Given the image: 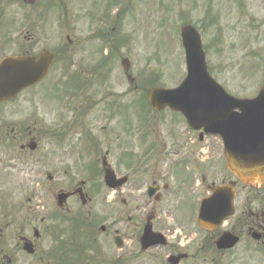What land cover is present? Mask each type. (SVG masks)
I'll use <instances>...</instances> for the list:
<instances>
[{
	"label": "rangeland",
	"instance_id": "obj_1",
	"mask_svg": "<svg viewBox=\"0 0 264 264\" xmlns=\"http://www.w3.org/2000/svg\"><path fill=\"white\" fill-rule=\"evenodd\" d=\"M60 1L62 7L57 6L55 9H51L49 20L46 24L50 48H54L60 44L62 36L65 34L73 40V47L75 48L77 46L76 40L80 36L86 39L90 35L89 32H95L103 28L110 36L114 37L115 42L117 39H124L123 43L113 50V66L111 71L108 68L109 66L104 65L107 64V58L103 59V55L97 52L100 39L95 37L83 43V47H93L95 49V55L92 56L93 59L84 63V67L88 69L84 75H89L91 71H100L104 75L107 74L108 79H110V82L103 85H93L87 91L74 97L75 104L78 106V110L76 111L77 121L72 124L68 132L81 128L85 129L89 123L87 125L84 124L83 118L88 114L86 117L95 126L89 132H92L96 136L98 142L91 158L95 159L96 152L98 156L100 155V158L105 156L107 148L114 150L115 157H117V152L119 151L116 144L121 143V140H114L113 137V130L116 125L115 120L110 122L102 114L96 116L94 112L102 110L103 105L106 104V100L128 101V92L124 89L123 68L120 65L122 58L128 57L130 60L129 72L135 78L136 88L140 86L142 89H147L149 86L155 85L174 87L180 82L179 80L186 69L184 63H182L183 54L180 52L181 46L178 47L175 35L177 23L181 25L190 22L197 27L203 28L202 31L204 33L202 32V34L204 35V46L207 50L206 61L208 69L212 76L222 83L230 93L236 96L255 95L264 81V68L261 71L258 67L259 60H264V0H213L211 5L212 11L208 14L210 15V20L205 12L210 0L206 2L204 0H146L144 3L145 13L143 12L141 17H136L139 14V10L137 6L133 7L132 0H123L126 7L119 15L117 23L114 22L115 17H112L110 22H101V24L97 22L94 26H92L91 18L95 14L96 5L99 0ZM236 1L244 3V5L246 3V8L237 7ZM37 5H43V1L39 0ZM172 8L174 9L172 10ZM113 9L112 7L111 10ZM174 12H178V15ZM211 12L218 15V18L212 19ZM60 14L61 18L65 21L63 26L56 21ZM139 21L142 23L139 24ZM253 52L254 54L257 53L258 56H254ZM90 53L94 52H84L83 55L91 56L89 55ZM61 63L62 61L54 63L49 75L50 80L57 77L58 71L63 70V68L59 69L62 65ZM71 70L75 71L73 68ZM179 72L181 75L178 78ZM142 78L146 79V82L140 85L139 81ZM43 88V86L36 87L30 92L33 95L34 108L38 109L34 117L32 115L30 124L31 126L38 124L40 128V132L36 131V135L39 137L38 144L40 151L46 148V134H48L49 128H54L59 114L57 110L59 101H57L56 105L54 104L50 108L43 110V106H45ZM48 93L50 91L45 92L44 97ZM135 99V97L130 98L131 106L135 103ZM84 107L86 108L84 109ZM123 108L126 109V107ZM137 109L140 110L139 107ZM126 112H128V109ZM133 113L134 111L131 110L125 121L132 117ZM154 115L157 116L154 127L161 133L164 139L167 140L165 136L170 137L171 133H173L172 131L178 137L182 134L183 125L181 116L178 115V118L174 112L169 110L163 111L159 115L154 113ZM117 118L118 122L123 121L122 115H119ZM4 120L16 122L20 121L21 118L11 115ZM102 128L104 130L101 132ZM132 132L139 133V128L132 129ZM99 135L101 137H98ZM206 142L211 144L210 147L213 148V152L219 149L220 142L216 139L209 137ZM49 145L51 149L54 148L53 151L56 155L55 158L52 157L51 167L49 168L54 171V182L50 184L46 183L48 196L52 202L50 205L52 206L53 199L61 188H68L81 178L85 180L87 178L90 187H92L94 181L99 183L100 190H103L104 193L102 191L103 194L93 196L95 200L92 206L95 208L92 209V215L87 222L95 220L94 223L98 227L101 224H105L106 226L108 224L112 225L116 222L114 218L117 217V213L121 212L123 215L117 222L120 225H127L130 234L133 235L129 242V253L126 255L125 260L118 262V264H167L165 257L168 254V248L157 246L146 251L141 250L137 239L139 233L135 228L134 221L130 222L125 219L126 214L124 213L126 208L121 201L126 196L125 193L116 195L120 203H109L105 198L107 189L102 183V176L96 178L91 174V171L86 172L85 169L80 167L83 163V157L78 158L75 150H63L62 147L54 146L53 142H50ZM81 149L82 153L86 151L84 147H81ZM0 153H3V151ZM3 156L0 154V157ZM34 158L33 173H30L29 179H32L34 182L32 186H34L36 193L39 191L37 187L38 181L40 178H43V170L46 168L44 167L45 158L38 155V152ZM37 158H40L41 161L37 162ZM100 162L97 164L93 163L100 168ZM117 170L121 173L124 172L123 166H118ZM80 171H83V173L80 174ZM26 177L28 176L20 172V165L7 168L0 164V252L3 251L4 254L13 256V264H39L40 261H34L22 252V247L21 245L19 246L21 243L20 236L27 234L29 237L34 238L31 228L35 222L39 223L40 218L43 216L46 218V223H61L60 215L65 216V212L59 211L46 215L44 212L47 209L41 210L35 208L38 214L33 213L29 209L28 204ZM91 177H94V179ZM230 178L231 176L226 170L225 181H228ZM255 195L256 192L253 188L243 186L241 207L250 206L251 204L247 199ZM34 202H37V200ZM69 205L73 212L81 213L77 210L80 207L79 204L70 200ZM88 211L83 209L80 215L84 217ZM238 214L229 222L226 229H230L236 225ZM67 218H75V215L72 214ZM137 219L139 218L137 217ZM242 225L239 223L235 228L244 232L246 229ZM22 229L24 231H21ZM45 229L46 227L39 239V247L45 260H48L47 252L50 240L46 236L49 231ZM100 233L96 242H100L99 246L101 250L95 244L96 254L93 252L96 259L95 264H114V260L110 254L112 241L107 238V234ZM197 234L200 237V239L198 236L196 237L199 243L191 246L193 247L189 250L191 258L183 261L181 264H264V245H257L246 236H242V241L234 249L219 254V252L209 246L217 234L213 235V232L208 233L202 230H198ZM204 240H206V243H204ZM208 240L209 242H207Z\"/></svg>",
	"mask_w": 264,
	"mask_h": 264
},
{
	"label": "flooded vegetation",
	"instance_id": "obj_2",
	"mask_svg": "<svg viewBox=\"0 0 264 264\" xmlns=\"http://www.w3.org/2000/svg\"><path fill=\"white\" fill-rule=\"evenodd\" d=\"M38 1L39 0H34L30 3L24 0H0V62L7 56H37L42 52L52 51L50 50L49 37L46 33V24L49 20V7L47 3H49V1L42 0L43 5L41 6L37 5ZM87 38L89 41L92 39V37L88 36ZM86 39L80 36L76 40V51L83 52L84 54V52L91 49L82 46ZM72 49V47L66 48V46H61L60 41V44L55 47V51L52 52L55 55L63 56L68 50ZM89 59L90 56L80 58L82 62L88 61ZM45 81L46 79H43L39 83L42 84ZM88 81L90 83L99 82L98 79ZM27 92L18 95L12 101L0 103V150L5 151L6 161H20L22 165L20 172L28 176L25 180L26 183L29 181L30 172L33 171L35 156V150H31L29 145L33 141L39 140V137L36 135V126H31L30 124L32 111L30 112L29 109L33 108V95ZM48 97H50V95ZM59 101L64 102V110H67L68 104L62 96H59ZM47 108H49V106H47L46 109ZM69 108L70 111H73L71 107ZM85 108L86 107H84V109ZM77 109L78 106L75 105L74 110ZM94 114L96 116L102 114V116L109 119L110 122L113 120L109 109L98 110L95 111ZM11 115L20 117L21 120L16 122L4 120ZM87 115L83 118L84 124L87 125L89 123L85 129L81 128L76 129V131L73 130L68 132L72 124L77 121L76 114L74 115V120L69 123V126L63 128L67 129L63 134L65 140V143L62 144L63 150L69 149L70 151H76V148L83 144L92 147V149L85 154H78L77 152L78 158L83 157V162L93 159L91 157L98 145L96 136L92 132H89L95 126L92 122H89L90 120L86 117ZM59 124H62L61 119H59ZM54 128H49L47 135L49 139L55 135ZM103 130L104 128L101 129V132ZM172 132L170 137L165 136V138H167L166 140L162 137L161 133L157 132V130H153L149 133V140H154L155 142L143 141L144 133L139 132L133 137L135 142H132L131 132H127L124 127L119 125L114 126V140H121V143L116 144L119 148L117 157H115L112 148H107L105 151L106 156H102L101 158L100 155L98 156L97 152L95 153V163L97 164L101 161L100 164L102 168L100 170L98 169V165H96L97 175H101L102 172L104 173L102 164L103 160H106L115 170L118 169V166H123L124 175L127 177V182L123 187H120L118 190L110 188L106 190L105 198L107 201L111 204L120 203L116 195L120 194V192L125 193L126 196L121 199L126 208L124 214L127 216L125 218L131 222L134 221L139 237L143 232L147 220L151 219L153 230L163 233L170 239L166 246V248H168V254L179 251L185 252L186 249L180 248L179 246H184L185 244L189 246L192 244L194 241L192 236L194 224L193 217L197 208L196 206L198 205V200L207 195L216 184L227 183L229 181H225L226 166L223 155L219 150L213 152V148L202 141L204 136L191 129L182 132L179 137L174 131ZM73 135L76 137L74 142L75 147L70 143ZM195 135L196 137H200L201 141H194ZM98 137H101V135ZM52 157H56L54 151L51 149L47 150L45 152L46 161L51 163ZM119 176L120 175H118V177ZM94 189H87L86 184L84 185L83 190L87 199L91 200L93 196H97L103 191L97 188ZM236 191L235 203L241 207L242 185L238 181L236 183ZM261 194V192H256V195L252 198L248 197L247 200L253 207H246L245 210L241 207L236 225L233 228L242 222V215L246 214L247 221L245 224L247 230L249 232L258 231L261 233L264 242V202L259 200ZM78 197L79 194H75L69 199L77 200ZM255 205H257L259 209L255 208ZM63 209L64 208H61V210ZM65 210L70 211V208L67 207ZM122 215L123 214L120 212L114 220H119ZM137 217L139 219H137ZM44 222L45 219L41 218V225ZM117 223L118 222H114L112 225L108 224V226H104L102 230L101 226L97 229L96 225H87L86 228H84V230L87 231L84 240L81 238H73L79 237L82 229H60L63 231L62 235H71V238L70 240L51 239L54 246L49 250L48 255L50 258H58L56 254L58 248L62 247L67 242L70 252L65 254L59 264H79V262L80 264H95L93 249L100 231V234H107V238L112 241L111 248L118 252L116 256L118 257L117 261H119V257H121V261L119 262H122L129 253L126 244V240L128 239V228L118 226ZM57 227H59V225H48L47 230L52 231ZM232 230L234 233H238L236 229ZM87 237L93 239L87 240ZM186 238L189 239L187 242H185ZM116 240L119 245L116 244ZM83 241L86 242L84 243ZM207 242H209V240ZM204 243H206V240H204ZM33 244L37 251L38 243L33 240ZM209 246H211V244H209ZM39 253H41V255L39 254L38 257L42 259L43 255L41 249H39ZM36 254L37 253L34 254V257ZM219 254L223 253L219 251ZM188 256L189 259L191 254H188ZM0 264H4L3 261L0 260Z\"/></svg>",
	"mask_w": 264,
	"mask_h": 264
},
{
	"label": "water",
	"instance_id": "obj_3",
	"mask_svg": "<svg viewBox=\"0 0 264 264\" xmlns=\"http://www.w3.org/2000/svg\"><path fill=\"white\" fill-rule=\"evenodd\" d=\"M184 38H185V45L189 49V51L192 52V47H196V48L198 47V44H196L197 36L195 35V31L192 27L184 28ZM195 58L197 57L194 56V58L190 61L191 65H194L196 63V61L194 60ZM47 63H48V59L44 60V65H43L42 63H35L33 58H28V57H19L13 60L10 59V61L3 63L0 66V100L14 95L20 88L36 80L40 76L41 67L42 69L46 68ZM199 69H200V65H199ZM201 73L203 76H201L198 71L194 70L192 80L202 77H204L207 80L208 75L206 73V67L204 62L203 65H201ZM207 81L210 82L209 80ZM210 85L213 86L212 92L217 93L221 97L223 96L221 95L219 89H215L216 88L215 85H213L212 83H210ZM177 94H179L178 91H160L155 89L150 94L151 103L153 106L159 108L164 107V105L167 103H170L171 105H175ZM203 94L205 96L210 97L209 93L206 91H203L200 94V96H203ZM157 96H164L163 104L158 101ZM223 97L225 98L224 100L222 99L220 100L219 103L215 104L217 107L221 106L220 109L221 113L215 116L216 119H220V120L227 118L234 111L236 107L241 108L239 102H242V101L238 102L237 100L231 99L225 94ZM201 101H203V99H201ZM230 102H236V105L233 106L232 104L231 106L223 107L230 104ZM247 102L251 103L252 106H247L246 111L257 110L260 112V114H262L261 111H264V88L261 90L259 96L256 99ZM179 103H181L186 110H192L193 102H187L185 98H181L179 100ZM196 103H199V105L196 106L201 107L203 110L205 107H208V105L206 104H209V101H206L205 102L206 104L197 101ZM245 118H253V117L247 114L242 115V119ZM236 120H237L236 117H233L234 123ZM227 126H229L228 122H227ZM227 128H228L227 132L223 135L226 136V141L229 144V147L235 148L236 140L230 139L227 136V134L232 135L231 133L237 132L238 128L236 129V127H231V126ZM245 128H248L247 125H243V131H245ZM262 128L263 129L260 131L250 132V135H253L257 141L244 147L246 149H250L251 152L259 153V155L253 154L251 155L250 158H246L244 156L242 160H238L237 155L233 152V149H230L231 152L228 153L227 158H228L229 168H231L243 180L244 183H248V184L252 183L255 185L264 186V125L262 126ZM217 129L221 131L218 127ZM260 146H262V148ZM261 152H263V154H260ZM108 178L109 181L112 179L111 176H109ZM207 202L208 200L205 202V204ZM217 204H218V210L215 213L209 214V219L211 221L218 222L221 218H223L226 215V213H228L231 206V200H229L227 203L224 202L223 199H221L220 202H218ZM235 242H236L235 237H233L230 234H225L218 242V246L229 247L232 246Z\"/></svg>",
	"mask_w": 264,
	"mask_h": 264
}]
</instances>
